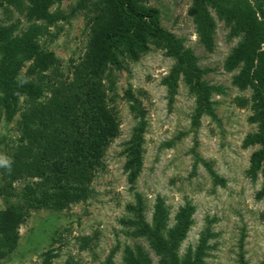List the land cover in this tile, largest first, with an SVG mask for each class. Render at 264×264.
Returning a JSON list of instances; mask_svg holds the SVG:
<instances>
[{
    "label": "rangeland",
    "instance_id": "obj_1",
    "mask_svg": "<svg viewBox=\"0 0 264 264\" xmlns=\"http://www.w3.org/2000/svg\"><path fill=\"white\" fill-rule=\"evenodd\" d=\"M105 0H53L48 7L50 22L27 20L13 5L0 0V23L15 24L22 32L35 23L42 27L37 44L59 59L66 75L72 62L87 51L91 23ZM24 6L29 5L23 0ZM262 17L264 0H250ZM142 9L156 8L160 25L190 49L200 69V80L212 87L208 104L180 74L174 88L169 77L175 58L164 43L149 30L131 50L118 49L120 66L109 65L103 82L109 106L119 123L118 134L105 147L102 165L95 172L86 199L63 208L44 204L29 206L23 187L38 178L17 177L12 172L26 143L18 130L26 98L8 117L0 104V222L4 210H22L14 231L12 247L0 244V264H41L50 256L54 264H102L113 251L114 264H124L123 248L139 244L150 264H160V256L144 237L126 234L122 219L132 216L129 204L140 194L143 214L151 222L154 205L160 199L168 211V227L186 202L194 206L190 225L179 247V256L194 249L207 236L203 264H264V199L257 196L261 174L248 173L250 155L259 145H244L257 129L249 117L254 89L232 83L240 65L226 69L225 61L242 41L230 34V25L208 6L214 20L212 48L206 49L188 9L192 0H134ZM27 60L22 72L30 65ZM169 78V79H168ZM0 96L4 94L0 91ZM241 99L248 100L242 106ZM199 101L207 109L199 105ZM141 132V167L135 177L125 168L127 146ZM1 232V231H0ZM1 241V233H0Z\"/></svg>",
    "mask_w": 264,
    "mask_h": 264
},
{
    "label": "trees",
    "instance_id": "obj_2",
    "mask_svg": "<svg viewBox=\"0 0 264 264\" xmlns=\"http://www.w3.org/2000/svg\"><path fill=\"white\" fill-rule=\"evenodd\" d=\"M13 5L26 19L50 22L48 7L53 0H4ZM208 6L216 9L230 25V34H242L243 39L231 51L225 61L226 69L240 65L232 83L244 89H254L249 119L257 123V129L244 139V145H259L250 155L248 173L252 177L261 174V188L257 192L264 199V11L257 15L250 0H192L188 9L199 33L200 42L208 50L212 48L214 20ZM91 23L87 51L79 62H72L66 75L60 72L59 59L51 51L38 47L37 38L42 27L31 24L22 32H14L18 25L0 23V104L8 117L18 109V100L26 98V106L19 121L21 144L20 159L12 172L17 177L38 178L23 187L29 195V206L44 204L63 208L70 203L86 199L95 172L102 165L105 147L118 134L119 123L107 100L108 87L103 79L109 65L120 66L118 49L139 43L147 30L157 36L175 58L169 83L172 88L181 74L192 85L205 105L210 86L201 81L196 57L173 33L160 25L156 8L142 9L134 0H105ZM139 46H142L139 43ZM27 60L30 65L22 72ZM248 100L241 99V105ZM199 101V105L204 106ZM141 132L127 146L125 168L135 177L141 167ZM136 201L128 205L132 216L123 218L130 228L126 234L144 237L160 256V264H203L207 248V236H201L194 249L188 248L179 256V247L192 224L194 206L186 202L175 216V223L168 227V211L159 199L154 205L151 222L145 220L143 202L135 193ZM22 210L3 211L0 222V244L12 247L17 234L14 228ZM113 251H115L113 249ZM113 251L102 264H114ZM124 264H150L148 253L139 245H125ZM41 264H54L50 256ZM241 264H245L241 260Z\"/></svg>",
    "mask_w": 264,
    "mask_h": 264
},
{
    "label": "clouds",
    "instance_id": "obj_3",
    "mask_svg": "<svg viewBox=\"0 0 264 264\" xmlns=\"http://www.w3.org/2000/svg\"><path fill=\"white\" fill-rule=\"evenodd\" d=\"M8 163L9 162L6 159L0 157V165H7Z\"/></svg>",
    "mask_w": 264,
    "mask_h": 264
}]
</instances>
